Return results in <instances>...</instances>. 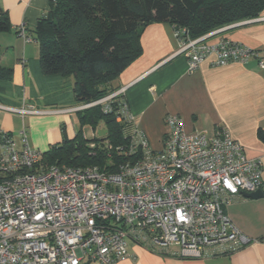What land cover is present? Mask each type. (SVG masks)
I'll list each match as a JSON object with an SVG mask.
<instances>
[{
	"label": "built area",
	"instance_id": "built-area-1",
	"mask_svg": "<svg viewBox=\"0 0 264 264\" xmlns=\"http://www.w3.org/2000/svg\"><path fill=\"white\" fill-rule=\"evenodd\" d=\"M253 20L195 38L186 28L175 30L176 54L187 57L190 72L211 54L215 65L255 60L264 68V48L208 41L220 30ZM17 32L34 41L24 25ZM125 91L120 87L66 108L0 104L22 117L72 114L93 105L111 112L113 102L124 96L117 119L131 125L128 144L118 148L130 158L111 172L96 165L44 168L26 127L19 141L0 128V264H113L127 255L129 240L181 258L231 254L264 241L242 232L225 211L234 196L262 189L261 160L249 157L227 131L189 132L182 117L171 113L165 118L163 149H152L135 125Z\"/></svg>",
	"mask_w": 264,
	"mask_h": 264
},
{
	"label": "crops",
	"instance_id": "crops-1",
	"mask_svg": "<svg viewBox=\"0 0 264 264\" xmlns=\"http://www.w3.org/2000/svg\"><path fill=\"white\" fill-rule=\"evenodd\" d=\"M8 14L11 29L0 32V65L11 66L16 90L24 88L20 97L11 94L6 106H36L38 108L72 107L74 96L64 106L49 99L48 79L39 65V43L26 41L17 28L24 25L34 34L39 18L50 10V0H0ZM252 22L228 27L208 38L211 43L230 40L253 48H264V11ZM142 53L114 80L117 87H126L125 98L135 116V125L153 149H163L167 131L165 118L179 114L189 132L205 129L209 134L227 131L240 142L249 157L261 160L264 177V68L255 60L246 64L233 62L215 65V54L207 57L193 72L188 59L176 54L179 40L174 26L168 22H152L140 36ZM71 77V76H70ZM74 84V78H69ZM42 106V107H41ZM54 108V107H52ZM73 114V113H72ZM72 114L27 115L0 111V128L18 141L22 129L17 117H22L30 143L41 153L62 140L63 128L69 138L78 132ZM20 130L17 136L15 132ZM87 137L86 129H83ZM264 190V185L262 187ZM236 226L254 239L264 238V197L253 199L243 194L234 196L225 207ZM84 264H105L91 261ZM113 264H264V241L255 242L234 253L207 258H181L146 248L133 240L128 253Z\"/></svg>",
	"mask_w": 264,
	"mask_h": 264
},
{
	"label": "trees",
	"instance_id": "trees-1",
	"mask_svg": "<svg viewBox=\"0 0 264 264\" xmlns=\"http://www.w3.org/2000/svg\"><path fill=\"white\" fill-rule=\"evenodd\" d=\"M50 4L34 34L27 35L39 43V65L45 76L74 78L73 96L79 105L119 89L114 80L141 55L140 36L152 22H168L175 30L186 28L195 38L254 19L264 11V0H50ZM10 29L8 14L0 5V32ZM13 72V67L0 65L2 105L13 91L16 94ZM123 99L113 102L111 112L101 105L78 111L81 128L76 135L69 138L63 128L62 140L41 153L39 165H96L116 171L130 158L118 149L128 144L131 130V125L117 119L118 103ZM100 120L105 121L107 134L85 137L83 126L95 130ZM258 135L264 140L262 130Z\"/></svg>",
	"mask_w": 264,
	"mask_h": 264
},
{
	"label": "rangeland",
	"instance_id": "rangeland-1",
	"mask_svg": "<svg viewBox=\"0 0 264 264\" xmlns=\"http://www.w3.org/2000/svg\"><path fill=\"white\" fill-rule=\"evenodd\" d=\"M58 78H63V77H58ZM64 78H65L64 81H60L62 79H48L45 86L46 92H49L50 94L49 99L53 98L52 100L57 101L58 106H64L66 103L65 101H68L69 97L73 95V84H70L69 81L70 80L69 78L72 79L73 77H64ZM12 93H14V91ZM15 93H17L20 97H24L26 90L24 88H21L20 90H16ZM46 107L52 108L56 106H46ZM0 111L2 110L0 109ZM72 119L75 122V124L78 125V130H79L81 128V123L77 112L72 114ZM17 124L20 129H23L25 127V125H23L22 117H17ZM82 129H86L87 137L90 139L93 137V135H96L98 138H102L107 134V126L104 120L98 121V123L95 126V130L93 126L87 124L83 126ZM19 131L20 130H17V132H15V136H17ZM150 147L152 148L151 145ZM45 151L46 150H44L43 152Z\"/></svg>",
	"mask_w": 264,
	"mask_h": 264
},
{
	"label": "water",
	"instance_id": "water-1",
	"mask_svg": "<svg viewBox=\"0 0 264 264\" xmlns=\"http://www.w3.org/2000/svg\"><path fill=\"white\" fill-rule=\"evenodd\" d=\"M242 194L247 198L258 199V198L264 197V190L258 189L255 192H243Z\"/></svg>",
	"mask_w": 264,
	"mask_h": 264
}]
</instances>
